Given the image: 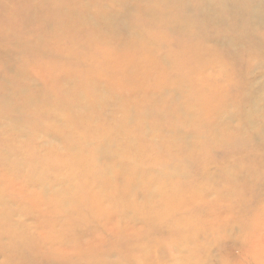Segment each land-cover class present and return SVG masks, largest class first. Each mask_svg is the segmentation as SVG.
Returning <instances> with one entry per match:
<instances>
[{"label":"clouds","instance_id":"9594fccd","mask_svg":"<svg viewBox=\"0 0 264 264\" xmlns=\"http://www.w3.org/2000/svg\"><path fill=\"white\" fill-rule=\"evenodd\" d=\"M0 264H264V0H0Z\"/></svg>","mask_w":264,"mask_h":264}]
</instances>
